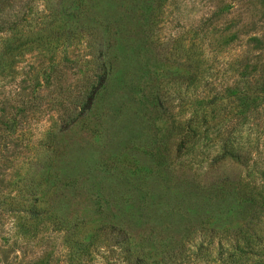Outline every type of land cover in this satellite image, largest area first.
<instances>
[{
    "label": "rangeland",
    "instance_id": "rangeland-1",
    "mask_svg": "<svg viewBox=\"0 0 264 264\" xmlns=\"http://www.w3.org/2000/svg\"><path fill=\"white\" fill-rule=\"evenodd\" d=\"M0 4V61L23 45L0 75V264H120L119 228L146 264H264V0ZM91 28L106 47L94 79ZM230 94L249 159L216 167L199 104ZM211 165L229 186L209 185Z\"/></svg>",
    "mask_w": 264,
    "mask_h": 264
},
{
    "label": "trees",
    "instance_id": "trees-1",
    "mask_svg": "<svg viewBox=\"0 0 264 264\" xmlns=\"http://www.w3.org/2000/svg\"><path fill=\"white\" fill-rule=\"evenodd\" d=\"M8 2V1H6ZM1 6V4H0ZM90 33H88L87 40V50H88V60L86 61L87 64V70H86V75L88 76L89 79H94L97 77L100 73L105 75V69H104V61L105 58L102 59L104 56V52L106 51L105 47V42L103 41L104 38V33L100 32L99 29L97 28H91ZM9 47L7 48L8 50L5 52V54L1 57L0 61V75H5L6 73H12V70L6 71L7 67H10L9 65L12 63L13 58L18 57L20 53L19 50L23 46L22 44H19V41L17 39H14V43H11L8 45ZM17 52V53H15ZM14 53V54H13ZM11 56V63H8L6 57ZM3 57L6 59V61L3 59ZM198 57V55L196 56ZM9 59V60H10ZM189 61V59L187 58ZM194 67V65H193ZM11 68V67H10ZM186 68H189V65H186ZM195 68V67H194ZM197 67L193 69V71H197ZM223 102L220 101L219 98L214 97L209 105L203 106L201 103L199 104V107H208L211 106V113H212V143L215 146L217 150L215 151V154L213 158L211 159V163H218L216 164V167L218 165H243L246 166V161L249 159L248 155V150L249 148V141L246 138L245 140L242 139V130L241 126L243 125V119H244V108L241 104H239V100L236 96L230 94L227 98H225V106L222 104ZM204 109V108H203ZM170 112V111H169ZM171 114V113H170ZM172 130V128L168 129ZM201 137V136H199ZM204 138V136H202ZM163 138H166L164 135ZM186 136H182V141L185 139ZM181 141V142H182ZM250 144V143H249ZM258 144V141H254L252 143L251 148H254ZM249 148L248 150H246ZM181 151V149L179 150ZM212 166V165H211ZM210 166V171L214 173L213 166ZM223 167V168H222ZM219 172L214 173L210 176L209 178L212 180L209 185L212 187L217 186L219 182H223V186H229L230 181V174L227 171V168L222 166ZM225 177V178H221ZM238 181L239 176L237 177ZM236 179V180H237ZM204 178L200 177L198 179L199 182L203 183ZM222 180V181H220ZM239 185H238V190H239ZM240 195L243 193V190H239ZM78 223L74 224H69V231L74 234L75 229L78 227ZM242 226L236 230L232 231H226L221 234L225 235L228 232L231 233L233 231L236 235L240 234L241 231H243ZM217 231V230H216ZM214 229L209 228L208 226L202 227V226H196L192 227L189 226L187 227L186 230V235L185 238L187 239L191 234H200L201 236H204L206 239H209V242H212L211 240L213 238H219L218 237V232H216ZM99 233L103 232L102 230L98 231ZM100 235V234H99ZM99 235L97 234L95 237V240L99 239ZM188 236V237H187ZM242 239H244L245 242H248L249 239L246 236H241ZM115 242L113 243L112 247L115 249V253L122 259H120V264H146L143 259L141 258V254L138 250L132 249L131 243L133 242L132 237L128 235L124 230L121 228L118 229ZM235 240V239H234ZM97 242V241H96ZM238 242L237 245L235 246V251H240L243 250L244 248L248 247V243ZM241 243L242 245H239ZM100 245V242L99 244ZM83 246H78L79 251H81V254L84 252V254H87V249L89 248L88 245ZM91 246H93V250H96L99 248L97 244L93 243ZM83 250V251H82ZM85 250V251H84ZM180 257V258H178ZM177 258V259H176ZM188 257L186 255H182V252L179 251L178 256L175 254L174 259L176 262H184ZM164 264V263H163ZM167 264V263H165Z\"/></svg>",
    "mask_w": 264,
    "mask_h": 264
}]
</instances>
